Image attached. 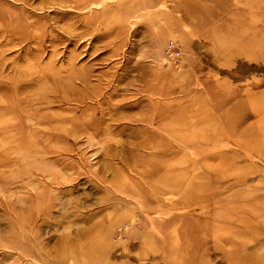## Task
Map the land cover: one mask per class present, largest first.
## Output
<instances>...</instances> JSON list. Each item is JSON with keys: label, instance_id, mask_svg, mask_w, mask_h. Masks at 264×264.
<instances>
[{"label": "rangeland", "instance_id": "obj_1", "mask_svg": "<svg viewBox=\"0 0 264 264\" xmlns=\"http://www.w3.org/2000/svg\"><path fill=\"white\" fill-rule=\"evenodd\" d=\"M263 259L264 0H0V264Z\"/></svg>", "mask_w": 264, "mask_h": 264}, {"label": "bare ground", "instance_id": "obj_2", "mask_svg": "<svg viewBox=\"0 0 264 264\" xmlns=\"http://www.w3.org/2000/svg\"><path fill=\"white\" fill-rule=\"evenodd\" d=\"M262 257V256H261ZM259 259H261V258H259ZM262 260V259H261ZM264 260V259H263ZM262 263V262H261ZM263 264V263H262Z\"/></svg>", "mask_w": 264, "mask_h": 264}, {"label": "crops", "instance_id": "obj_3", "mask_svg": "<svg viewBox=\"0 0 264 264\" xmlns=\"http://www.w3.org/2000/svg\"><path fill=\"white\" fill-rule=\"evenodd\" d=\"M14 264H15V262H14Z\"/></svg>", "mask_w": 264, "mask_h": 264}]
</instances>
